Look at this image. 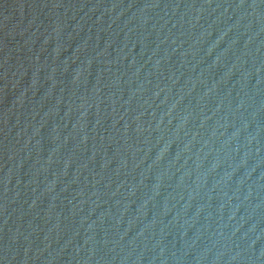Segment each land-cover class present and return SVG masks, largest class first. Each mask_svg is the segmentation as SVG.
<instances>
[{
  "label": "water",
  "instance_id": "95a60500",
  "mask_svg": "<svg viewBox=\"0 0 264 264\" xmlns=\"http://www.w3.org/2000/svg\"><path fill=\"white\" fill-rule=\"evenodd\" d=\"M0 264H264V0H0Z\"/></svg>",
  "mask_w": 264,
  "mask_h": 264
}]
</instances>
